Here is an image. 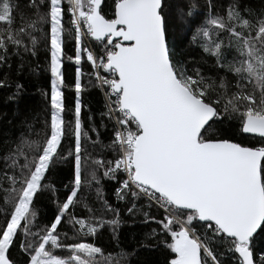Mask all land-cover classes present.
Segmentation results:
<instances>
[{
  "label": "snow or ice",
  "instance_id": "obj_1",
  "mask_svg": "<svg viewBox=\"0 0 264 264\" xmlns=\"http://www.w3.org/2000/svg\"><path fill=\"white\" fill-rule=\"evenodd\" d=\"M105 6L0 0V87L13 63L17 76L48 74L41 113L0 147V264H130L161 236L167 264H264V0H111L110 16ZM173 37L201 58H181ZM41 54L44 68H31ZM65 60L75 65L71 110ZM87 87L105 97L99 125L84 118ZM66 163L61 200L50 177ZM45 192L56 211L41 225ZM125 215L156 227L133 252L105 255L98 237L110 229L119 248Z\"/></svg>",
  "mask_w": 264,
  "mask_h": 264
},
{
  "label": "trees",
  "instance_id": "obj_2",
  "mask_svg": "<svg viewBox=\"0 0 264 264\" xmlns=\"http://www.w3.org/2000/svg\"><path fill=\"white\" fill-rule=\"evenodd\" d=\"M199 3H203V0H198ZM105 12L111 15V0H105ZM173 46L176 47L177 53L181 58H187L189 55L195 57L197 60L201 58V51L195 45H190V39H184L183 43H179L176 39L172 38ZM91 47H102L98 42L90 44ZM72 52V43L69 42L66 48L65 55H70ZM208 63H213L211 58H207ZM37 63H39L40 69L45 66V60L43 54H41L39 61L37 62L33 59L31 68H36ZM16 64L13 63L11 75L8 80L9 87H0V147H2L3 142L8 139H15L22 131H25V127L22 126V121L28 114H40L41 110L45 106V99L41 95L42 90L48 87V74L44 71L38 70L37 72H31L26 68L24 73L20 76L15 74ZM7 71V69H5ZM65 100L66 107L71 110L74 105L75 94L73 88V79L75 74V65L73 62L65 60ZM82 71L85 73L84 81L87 82V73L90 71L89 65L85 63L83 65ZM205 71H208L205 68ZM21 83L23 85V92L12 98L16 92L15 84ZM82 102L84 104V118L87 119L89 114L94 115L96 124L101 123L100 113L104 111V97L100 90L92 87H87L84 89L82 94ZM91 110L89 113L88 110ZM66 119H71L70 116ZM227 126L225 125V128ZM102 139L107 142L108 137L111 136V125L109 124L108 131L101 129ZM242 142L248 145L259 143L258 137H253L251 135H245L241 138ZM71 169L70 163L63 165H57L54 170L53 175L50 180L54 183L55 187L60 189L57 195L62 200L63 197V185L67 184L71 180ZM105 189L108 197L115 203V198L113 196L114 190L117 187L113 181H105ZM124 208V205H120ZM36 208L39 210L40 217L39 220L41 225L46 224L48 220L53 216L56 211L55 203L52 199V193L45 192L39 197L36 203ZM127 221L121 229L119 235L120 247H116V241L112 239L111 230L103 231L98 237V244L105 250V255L116 252L123 249L124 251L131 253L134 249L138 247L139 242L143 240L144 234L151 228H155V224H132L131 219L124 216ZM71 235V233H69ZM170 239L164 236L160 237L158 242H155V246L147 249H141L135 256L130 258V264H167V261L171 259L169 254L170 250L167 249V243H170ZM258 247L264 249V240L258 242ZM219 252L223 253L224 248L218 247ZM99 259H103L102 257ZM225 264H231L230 259H225Z\"/></svg>",
  "mask_w": 264,
  "mask_h": 264
},
{
  "label": "built area",
  "instance_id": "obj_3",
  "mask_svg": "<svg viewBox=\"0 0 264 264\" xmlns=\"http://www.w3.org/2000/svg\"><path fill=\"white\" fill-rule=\"evenodd\" d=\"M104 97V96H103ZM104 99H105V97H104Z\"/></svg>",
  "mask_w": 264,
  "mask_h": 264
},
{
  "label": "rangeland",
  "instance_id": "obj_4",
  "mask_svg": "<svg viewBox=\"0 0 264 264\" xmlns=\"http://www.w3.org/2000/svg\"><path fill=\"white\" fill-rule=\"evenodd\" d=\"M105 100V99H104Z\"/></svg>",
  "mask_w": 264,
  "mask_h": 264
},
{
  "label": "water",
  "instance_id": "obj_5",
  "mask_svg": "<svg viewBox=\"0 0 264 264\" xmlns=\"http://www.w3.org/2000/svg\"><path fill=\"white\" fill-rule=\"evenodd\" d=\"M247 135V134H246Z\"/></svg>",
  "mask_w": 264,
  "mask_h": 264
}]
</instances>
